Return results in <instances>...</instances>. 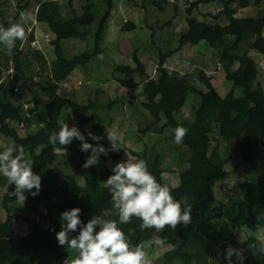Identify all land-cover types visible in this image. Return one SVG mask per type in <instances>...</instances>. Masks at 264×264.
Returning a JSON list of instances; mask_svg holds the SVG:
<instances>
[{
    "label": "trees",
    "instance_id": "1",
    "mask_svg": "<svg viewBox=\"0 0 264 264\" xmlns=\"http://www.w3.org/2000/svg\"><path fill=\"white\" fill-rule=\"evenodd\" d=\"M15 1L12 16H7L3 12L7 0H0V25L5 28L10 22L19 21L20 13L28 6L27 2L21 4L19 0ZM80 1L79 10L74 0H43L36 8L35 21L46 24L54 36L50 41L52 56L48 70L44 69L48 64L44 53L31 49L35 35L34 29L29 30L28 25L25 26L29 33L26 41H17L12 50L0 48V135L12 139L15 145H22L25 156L30 157L29 164L33 171L42 177L37 196L24 193L27 197L24 207L37 219L26 234L18 237L14 233L13 221L20 216L11 209V204L17 198L9 195L14 192L15 185H8L6 178L0 174V185L6 183L0 200L5 213L4 218L0 215V264H63L70 249L60 246L56 239V233L61 230L60 214L63 211L81 208L80 218L85 224L96 210L105 211L106 219L118 220V213L112 207L111 194L104 182L113 174L115 164L120 162L124 147L120 146L118 152L110 151L107 156L101 155L97 167L86 169L82 165L90 151L80 150L81 141L74 139L68 146H61L58 142L55 145L49 143V136L54 131L58 132L63 125L60 117L64 108L70 110L87 142L96 143L88 138L89 131L97 136L108 132L100 122L94 123L91 129H87V126L94 119L92 112L109 108L113 101L103 104L95 95L87 102H80L60 92L62 84L75 70L86 67L103 52L101 36L112 14V0H106V10L98 20L95 15L97 2ZM169 1L152 0L150 4L162 10L163 4ZM128 2L140 7L148 0H142L139 5L135 0ZM200 3H217L221 8L210 15V20H198L192 14ZM251 4L258 6L262 0H193L185 8L187 27L179 33L177 47H171L172 38L175 37L171 33L165 50L158 49L154 77L148 73L136 52L132 55V65H116L113 69L112 74L120 86L127 89L141 87L140 105L150 121L138 129L140 139L148 133L158 135L166 132L165 137L176 143L174 130L178 126L188 129L183 142L176 143L184 149L182 159L184 167L187 166L178 171L174 185L163 178V154L159 149L144 146L139 151H132L135 160L147 162L157 182L167 185L175 199L191 205L192 222L187 227L178 225L175 230L166 227L158 233L170 246L164 254V264H170L175 259L185 261L191 253L202 264H208L209 257H218L220 262L227 264L224 253L229 245L245 250L243 264H264V256H253L247 249L248 243L259 238L249 234L243 242H238L235 234L240 228L251 232L264 229V164L256 179L243 182L240 190L225 202L218 201L214 196L215 185L229 175L225 166L231 160L239 158L248 165H255L261 157L259 149H264V87L258 78V71L246 69L240 76L232 77L234 65L248 50L264 55V14L257 17L236 16L240 9ZM172 7L174 13L163 26L172 24L178 11L176 4H172ZM222 17L234 35L233 42L222 53L225 78L231 82V87L225 95H220L215 88L203 92L190 115L178 120L176 115L183 114L186 100L191 94V84L187 74L169 70L165 65L166 60L186 44L196 45L204 40L206 44L214 46L226 33L225 26L220 23ZM136 26L132 18L124 19L119 29L130 31ZM158 26L160 28L161 25ZM69 39H91V45L83 52L68 57L63 41ZM4 59L10 61L5 68L2 63ZM35 61L40 68L33 71ZM8 69H12V72ZM21 85L35 87L41 95L48 97L43 103L42 113L37 108L39 99H34L33 107H25L27 100L14 99ZM133 103L134 97L128 100L129 106ZM34 118L40 125L25 135L20 134L18 127H30ZM100 143L106 148L110 147L109 142L103 139ZM63 147H66V153ZM59 157L64 158V164L73 173L61 176L53 168ZM141 222L133 217L131 223L118 225L126 234L130 230L134 232L131 236L133 245L150 240L155 232L151 228L141 231ZM78 231L71 235H78ZM232 259L233 264H238L235 256ZM209 264L217 263L211 261Z\"/></svg>",
    "mask_w": 264,
    "mask_h": 264
},
{
    "label": "rangeland",
    "instance_id": "2",
    "mask_svg": "<svg viewBox=\"0 0 264 264\" xmlns=\"http://www.w3.org/2000/svg\"><path fill=\"white\" fill-rule=\"evenodd\" d=\"M19 1L21 4L27 2L28 6L25 11L33 14L35 6L43 0ZM94 1L97 2L95 15L98 20L106 10V0ZM112 1H115L112 7L114 18L111 23L109 19V26H107L101 36V47L103 52L97 58L91 60L86 67L75 70L68 77L66 83L62 84L60 92L62 95L70 96L80 102H87L89 99H93L95 95H97L98 100L103 102V104L113 101L109 108H100L92 112L94 119L87 126V129L93 128V124L96 122H100L102 125L106 126L107 131L119 129L123 133L120 146L125 149L120 162L126 161L127 157L135 160L132 151H139L144 146L159 149L163 154V167L165 169L163 178L174 185L176 183L178 171L184 167L182 159L184 149L168 140V138L165 137L166 132L158 135L148 133L140 139L138 129L150 121L146 117V111L140 105V101L142 100L140 97L141 87L124 88L118 84L112 73L116 65H132V55L136 52L142 62L145 63L148 73L154 77L158 49L165 50L168 46L167 43L171 37V33L175 34V37L172 38L171 47H177L179 33L187 27L185 22V8L193 0H170L171 2L169 1L163 4L162 10L151 5L150 1L152 0H148L146 3L144 2L140 7H134L128 0ZM135 1L138 5L142 3V0ZM80 4V0H74V5L77 10L80 9ZM172 4H176L178 7V11H176L175 17L172 19V23H176L173 28H171V25H162L168 21L174 13ZM15 8L16 1L7 0L3 5V12L7 16H12ZM220 8L221 6L217 3H200L193 9L192 15L198 20H210V15L216 14ZM262 14H264V0H262V4L258 6L251 4L248 7L240 9L236 16L257 17ZM123 15L132 18L137 23L136 29L130 31H122L119 29L118 24ZM115 21L117 24L114 25ZM96 23L97 22L94 23L93 27ZM220 23L225 26L226 33L221 40L214 44V46L206 44L204 40H201L196 45L186 44L182 49L175 52L166 60L165 65L169 70H179L181 73L187 74L191 84V94L186 100L183 114L180 116L179 114L176 115L178 120L179 118L188 117L190 115L192 107L198 105L199 95L203 92L215 88L220 95H225L231 87V82L225 78L222 53L225 48L231 45L234 35L232 30H229L228 22L224 17L220 19ZM158 24L161 25L160 28ZM28 25L29 28L32 29V22H29ZM39 29L44 30L43 28ZM47 32L49 35L44 36L43 32L40 31L41 35L37 36L40 38L38 43L35 44V41L31 45V49L40 47L44 55L47 56L48 64L44 67L45 70H48L49 60L52 56L50 41L54 38L53 34L48 29ZM90 45L91 39L87 41H77L73 39L63 41L65 54L68 57L83 52L85 48ZM0 48L5 49L6 46L0 44ZM244 48H246V44H244ZM2 63L5 68L10 64V61L4 59ZM217 64H219L218 68ZM38 66V62H33V71L39 70L40 67ZM251 68L258 71V78L264 87V55L254 50H248L247 54L234 65L235 72L232 77H238L243 70ZM200 73H202V75ZM97 90L99 91L96 92ZM132 97H134V103L132 106H129L128 100ZM35 98L40 100L37 108L39 112L42 113L43 103L48 97L46 95H41L37 88L21 85L19 86V91L14 94V99L25 102L28 101L25 103L27 104L25 107L28 105L33 107ZM60 121L63 122V124L68 122L70 126L77 125L76 120L68 108L63 109ZM39 125L37 119L34 118L30 127H21L20 125L18 128L20 134L25 135L26 132L35 130ZM106 133L100 134L101 137H104L103 140L105 141H107ZM167 134L169 135V132ZM12 144V139L0 135V152H3ZM259 153L261 157L258 158L255 165H248L241 159L235 158L225 166V170L228 171L229 175L226 179L218 182L214 188V196L218 201L225 202L230 196H233L240 190L243 182H249L251 179L257 178L264 164V149H259ZM25 159L30 162L29 156H25ZM64 163V158L59 157L53 165V168L61 176L67 173H73L74 171L70 170ZM97 166L98 165H96V167ZM186 166L187 164L185 167ZM78 180L82 183L81 179ZM5 189L6 183L0 185V200ZM11 209L14 214L20 216L19 219L13 221L14 233L16 236L20 237L29 231L33 221L36 220L37 217L31 214L24 206H19L18 201L11 204ZM0 215L2 218L5 217V213L1 206ZM95 215L103 216L106 219L105 211L96 210L94 216ZM235 234L237 235L238 242H243L249 234L259 239H264V229L251 232L245 228H240L235 231ZM148 241L149 240L145 241V243ZM169 249L170 246L167 244L164 247L153 245L151 248H146L145 251L148 253L152 264H164V254ZM67 255L69 258H75L76 253L74 250L69 249L67 250ZM211 261L217 264H224L219 261L218 257H209L208 264L211 263ZM170 264H202V262L197 260L191 253L185 261L175 259Z\"/></svg>",
    "mask_w": 264,
    "mask_h": 264
},
{
    "label": "clouds",
    "instance_id": "3",
    "mask_svg": "<svg viewBox=\"0 0 264 264\" xmlns=\"http://www.w3.org/2000/svg\"><path fill=\"white\" fill-rule=\"evenodd\" d=\"M35 19L32 13L23 11L19 21L10 22L7 28L0 25V44L12 50L17 41H26L29 33L25 26L29 22L34 23ZM174 132L175 142L180 144L188 129L178 126ZM87 136L96 143L87 142L85 134L77 126L65 122L58 132L54 131L49 136V143L55 145L58 142L61 146H68L74 139L81 141L80 150L91 152L82 165L86 169L98 165L101 155L107 156L110 151L118 152L121 149L123 133L119 129L106 133L108 148L100 143L104 137L91 131ZM63 150L66 153V147ZM112 173L104 183L111 194V204L118 213V220L95 215L85 224L80 218L81 208L63 211L60 214L61 230L56 233V239L60 246H67L76 253L75 258L67 257L63 264H152L145 249L153 245L164 247L167 243L158 233L166 227L175 230L178 225L187 227L192 222L191 205L187 202L182 204L172 196L167 185L158 183L145 160L127 157L126 161L115 164ZM0 174L7 179L8 185H15L14 192L9 195L16 196L19 206H24L27 200L25 192L35 197L41 190L42 177L33 171L25 159L22 145L12 144L0 152ZM133 217L142 221L139 225L141 231L155 229L147 243L133 245L131 236L134 232L130 230L126 234L118 226L131 223ZM52 230L55 231L54 228ZM77 230L78 235L72 236ZM247 249L253 256H264V239L248 243ZM244 252L242 248L229 245L224 253L227 264H233V256L238 264H243L246 259Z\"/></svg>",
    "mask_w": 264,
    "mask_h": 264
},
{
    "label": "crops",
    "instance_id": "4",
    "mask_svg": "<svg viewBox=\"0 0 264 264\" xmlns=\"http://www.w3.org/2000/svg\"><path fill=\"white\" fill-rule=\"evenodd\" d=\"M40 3V2H39ZM38 3V4H39ZM112 3H113V5H114V3H115V1H112ZM38 4L35 6V9H34V11H33V15L35 16V12H36V8H37V6H38ZM113 12H112V14H111V17H110V23H111V21L113 20V18H114V16H113ZM124 19H130V17H126V16H122L121 17V20H120V22H119V24H118V26H120L122 23H123V20ZM115 24H117V22L115 21L114 22V25ZM32 25H33V29H34V35H35V41H36V43L35 44H37L38 43V40L40 39V38H38L37 36H39V35H41V33H40V31L41 32H43V34H44V36H46V35H49L48 34V32H47V26H45L46 24H44V23H41V22H32ZM172 25H174V26H172ZM175 25H176V23H172L171 24V28H173V27H175ZM108 26H109V22H108ZM28 27H29V25H28ZM39 28H43L44 30H42V29H39ZM39 29V30H38ZM175 31V30H174ZM175 35V34H174ZM34 49H39V50H41L40 49V47H36V48H34ZM42 51V50H41ZM43 52V51H42ZM45 58H46V61L48 62V58H47V56H45ZM49 62H50V60H49ZM177 71H179V70H177Z\"/></svg>",
    "mask_w": 264,
    "mask_h": 264
},
{
    "label": "built area",
    "instance_id": "5",
    "mask_svg": "<svg viewBox=\"0 0 264 264\" xmlns=\"http://www.w3.org/2000/svg\"><path fill=\"white\" fill-rule=\"evenodd\" d=\"M29 30H30V28H29ZM218 65H219V64H217V68L219 67ZM8 70H9V72H12V69H8Z\"/></svg>",
    "mask_w": 264,
    "mask_h": 264
}]
</instances>
